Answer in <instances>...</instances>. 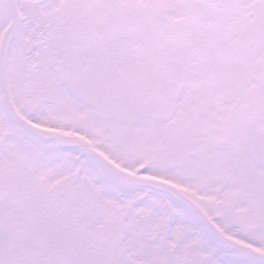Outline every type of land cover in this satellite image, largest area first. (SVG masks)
<instances>
[{"label":"snow or ice","instance_id":"6c2138e0","mask_svg":"<svg viewBox=\"0 0 264 264\" xmlns=\"http://www.w3.org/2000/svg\"><path fill=\"white\" fill-rule=\"evenodd\" d=\"M0 264H264V0H0Z\"/></svg>","mask_w":264,"mask_h":264}]
</instances>
